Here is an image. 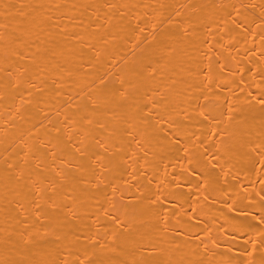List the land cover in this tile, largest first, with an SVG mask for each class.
<instances>
[{"label": "bare ground", "instance_id": "1", "mask_svg": "<svg viewBox=\"0 0 264 264\" xmlns=\"http://www.w3.org/2000/svg\"><path fill=\"white\" fill-rule=\"evenodd\" d=\"M0 264H264V0H0Z\"/></svg>", "mask_w": 264, "mask_h": 264}]
</instances>
